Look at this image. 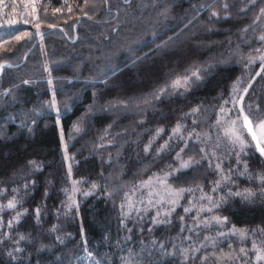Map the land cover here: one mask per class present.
<instances>
[{
    "label": "trees",
    "instance_id": "1",
    "mask_svg": "<svg viewBox=\"0 0 264 264\" xmlns=\"http://www.w3.org/2000/svg\"><path fill=\"white\" fill-rule=\"evenodd\" d=\"M32 7L22 0L19 21L10 16L11 25L0 24L1 34H17L32 27L26 20L39 22L43 36L29 29L0 61V264H208L213 254L230 252L236 253L231 264H254L253 242L264 249V186L257 178L264 156L251 144L240 152L219 143L224 136L217 119L241 76V88L248 89L245 114L254 124L264 120V67L248 62L249 51L264 47V0H36L33 13ZM238 50L247 58L231 63ZM196 69L202 79L189 90L169 89L160 99L148 94ZM197 106L199 112L186 115ZM178 122L183 140L172 135ZM182 148L180 158L193 156L195 163L176 172ZM217 163L230 182L212 193V182L222 176ZM164 172L174 188L196 191L186 192L175 213L156 224L152 210L125 215V193ZM199 188L214 198L229 189L257 195L230 196L220 209L201 213L227 216L225 226L192 228L196 210L185 214L183 208L199 201ZM70 196L78 207L68 211ZM12 199L16 208L8 209ZM17 212L23 213L18 220ZM233 225L247 230L243 238L231 232Z\"/></svg>",
    "mask_w": 264,
    "mask_h": 264
},
{
    "label": "snow or ice",
    "instance_id": "2",
    "mask_svg": "<svg viewBox=\"0 0 264 264\" xmlns=\"http://www.w3.org/2000/svg\"><path fill=\"white\" fill-rule=\"evenodd\" d=\"M227 8V5L224 6ZM261 15H264V8L260 10ZM213 16L217 15V13L213 12ZM26 23L28 22L27 20L25 21ZM13 23L12 21H9V24ZM35 27L37 28V31L35 33L36 36L43 38L42 33L39 31L40 24L39 22H36ZM28 35V33H18L14 34L11 31L6 32V36L11 39V40H16L19 41L23 38V36ZM261 41H264V36L260 37ZM7 40H4L3 38H0V43H7ZM259 51V50H257ZM259 59L260 61L264 62V54H261L257 57L249 56L248 57V62L252 63L254 60ZM3 65H0V70L3 69ZM262 67H264V63H262ZM202 79V72L200 69H196L195 71L185 72L181 74V76H178L175 80L172 81L170 85H165L161 88H159L158 92L153 93L151 95V99H160L161 95L165 94L169 89H178V88H183L185 91L189 90L192 86V84L200 81ZM51 82V81H49ZM24 83H28V81H24ZM235 91V87L233 89ZM244 92H247L248 89L245 88L243 89ZM144 100L145 104L150 103V100L147 97H142ZM243 100V97H239V100L236 99V97L232 98V103L236 104L240 101ZM229 101L225 100L224 104H227ZM55 101H53V104ZM199 106L196 108H193L190 113L186 115H195L197 112H199ZM224 107L223 105L220 106V113H224ZM239 118H242V127L247 130V133L251 136V140L255 142V147L258 150L260 156H264V120L258 121L254 127L253 121L249 118V115L245 114L244 108L241 107L239 109ZM196 121H193V124H195ZM217 123H219V119L217 120ZM232 127L226 130V134L230 136L231 144L233 146H239L240 152H244L245 149L249 146L248 141H246L243 137V135L238 132L235 128L236 121L231 122ZM184 125L181 123H177V125L172 129V135L173 136H178L181 140H183V136L181 134V130L183 129ZM78 130V128H77ZM163 131V129H158L157 130V135ZM195 132V129L192 130V132L188 133L189 139L193 136V133ZM197 138L199 139V134H196ZM171 139V137H170ZM168 146V141H165L164 145H161L160 149L158 151H163L164 148ZM145 151H148V147L146 146ZM184 149L182 148L180 150V153H177V159H180L181 153H183ZM203 151V149H201ZM237 156H239V153H237ZM195 162L192 161L191 159L189 160H183L180 159V168L175 169L174 171L178 172L180 169H187L188 167L192 166ZM216 170L222 174L220 180L213 181V187L211 189L212 193H216L218 190L221 189V185L224 181L230 182V177L227 175H223L224 170L221 168L220 163L216 164ZM245 171L247 172V164H245ZM169 172H164L163 175H153L149 177L148 181H141L140 185L138 188L141 189H147V198L145 199L143 196L141 197L140 200L133 202L131 200H127V204H122L121 205V210L123 212L125 206L128 208V212L125 213V215H131L133 211L136 212L137 215H141L143 213H147L149 210H152L155 212V216L152 218V223L156 224L157 222H160V218L163 216L164 218H170L173 213H175L177 207H180L181 200L184 198V194L186 192L192 193L196 190L191 189V188H174L168 181H169ZM243 175V173L241 174ZM261 183L262 186H264V174H260L257 177ZM76 184L82 183L81 181L75 182ZM96 185H92V189H95ZM157 189H160L158 191ZM202 195L199 197V201L207 200L208 204L205 206L202 203L193 202V199H190L188 201V206L183 208V211L185 214H188L193 211V209L196 210V216L192 217L193 220V225L192 228H209L213 225L215 226H225L228 222V217L227 216H220V215H210L207 217L202 218L201 213L203 212H208V213H213L215 210L220 209L222 204L227 203V198L230 196H238L242 197L245 200H249L257 195L256 192H254L252 189H244L242 191H236L233 193L231 189L224 194L220 195L216 198H214L213 195H209L207 193H204L203 188L198 189ZM73 192H79L81 189L74 187L72 189ZM83 194L85 196L90 195L91 191H84ZM260 194L264 195V187L261 188ZM125 196H128V193H125ZM68 203L65 205L66 209L68 211H71L72 207L75 205L78 207L74 199L70 196L68 198ZM17 205V201L15 199L9 200L7 204L8 209H15ZM36 216L37 220L39 219L40 216V208H37L36 210ZM23 213L17 212L15 214V219H19V217ZM185 217L181 216L180 220L184 221ZM170 222V220H169ZM12 221H9V227H11ZM192 228H189L188 230L191 232ZM130 231V230H129ZM181 231H184V227L182 226ZM246 229H237L234 225L231 229V232L233 234L239 232L240 236L243 238L246 233ZM221 236L224 235L223 232L219 233ZM24 237H21L23 239ZM231 247V246H229ZM85 252L89 258H91L92 253L88 251V249L85 247ZM190 252H195L198 251V249H191L189 250ZM247 251L244 248L240 249V252L244 254L245 257H247ZM252 251L256 253V259L257 261L264 260V249L258 248L256 243L253 242L252 245ZM186 258L190 259H195L194 256H189L188 253L185 254ZM9 256H12V253H9ZM203 260H207V257H203ZM125 264H129V262H125ZM245 264H247V260H245Z\"/></svg>",
    "mask_w": 264,
    "mask_h": 264
},
{
    "label": "rangeland",
    "instance_id": "3",
    "mask_svg": "<svg viewBox=\"0 0 264 264\" xmlns=\"http://www.w3.org/2000/svg\"><path fill=\"white\" fill-rule=\"evenodd\" d=\"M35 1L36 0H24V3H25V5L28 6V8L33 5V7L31 8V12L32 13L34 12ZM21 4H22V0H0V24L9 23V20H7V19L8 18L10 19V16L13 18L14 22L15 21L18 22L19 21V7H20ZM7 5H9V8H7ZM27 23L31 24L32 27H29V25L26 24L27 25L26 27H21L22 29L24 28L21 32L28 33L29 29H37L35 27L36 22L28 20ZM11 24H9V25H11ZM192 24L193 23L191 22V25ZM1 28L2 27H0V29ZM18 28H20V27H18ZM6 29L12 30V29H10V27L6 28ZM40 29H41V27H39V30ZM197 29L198 28H194L193 30L190 31L189 34H186L182 39L180 38L178 44H182L181 42L186 41L189 37H191L193 35V32L196 31ZM6 32H8V31H6ZM11 32L13 33V31H11ZM24 37H26V35L23 36V38ZM0 38H3L4 40L8 41L7 43H0V61H1L3 59L4 50L9 51V49L12 48V46L16 45V43H18L20 40L19 41L11 40V39H9L6 36V33L5 34H1L0 33ZM10 50H12V49H10ZM248 53H249L248 56L257 57V56H259L261 54H264V47L260 51H257V50L256 51H249ZM233 58L234 59L230 61L231 63H233V61L235 59H237L238 61H242V59L247 58V56L245 55L244 52H241L240 50H238L237 52H235V55L233 56ZM256 60L260 61L259 59H256ZM260 62L264 63L262 61H260ZM211 66L212 65L210 64L209 67H211ZM261 67H262V64H261ZM259 72H260V69H259ZM176 78H177V76L174 78V80ZM241 78H243V77L239 76L238 81L233 85L229 102L226 104L227 106H224V110H225L224 113H222V114L219 113L218 114L219 123H217V125H219L218 127H219L220 131H222V134L224 136L223 138H221L219 140V143H225V144H228L229 146L233 147V145L231 144L230 136L228 134H226V130L229 129L230 127H232L231 122L235 120L236 121V125H235L236 130L243 135L244 139L246 141H248L249 144H251L252 146L255 147V142L251 140V136L247 133V130L242 127V118H239V116H240L239 109L242 107L243 100L238 102V103H236V104L232 103V98L233 97H236V99L239 100V97L242 96L243 99H244V94L246 92L243 91L244 87L241 88V85H242V83L244 81V79L241 80ZM135 79H137V77ZM234 87H235V91H233ZM178 89L184 90L183 88H178ZM53 111L57 115V122H58V126H59L58 110H57V106H56L55 103L53 104ZM253 125L255 127L256 124L253 123ZM60 134H61V130H60ZM60 136H61V143H62V154H63V158H64V161H65V165H66V167L68 169V172H71V170L69 169L70 165H69V162H68V160H69V153L67 152L68 151V144H67L66 139L64 140V138L62 137V134ZM236 147L239 149V146H236ZM255 149H256V147H255ZM209 151H210V154L214 156L215 153H214L213 150H211V148H210ZM191 158L193 159V156ZM180 159H182V158H180ZM180 159H179V163H180ZM183 160H189V159H183ZM179 166H180V164H179ZM157 190L160 191V189H157ZM147 191H148L147 189H141V188H138V187L134 188V190H131V191L128 192V196L125 197V200H124L123 204L126 205L127 204V200H131L133 202H136V201L140 200L142 196L146 199L147 198ZM124 209H126V211L128 212L127 206H125ZM213 232L218 234V228L216 227L215 229H213ZM206 248H204L205 251H209L210 250L206 254H210L212 249L208 248V246ZM215 254H213L214 257L211 258L210 260L207 257V259L209 260V261L206 260L207 262H209L208 264H214V263H217V264H231L233 259L236 257V255H235L236 253L233 254L231 252L228 253V254H224V253H220V254H216V255ZM252 262L254 264H259V263L260 264H264V260L257 261L256 254H255Z\"/></svg>",
    "mask_w": 264,
    "mask_h": 264
},
{
    "label": "bare ground",
    "instance_id": "4",
    "mask_svg": "<svg viewBox=\"0 0 264 264\" xmlns=\"http://www.w3.org/2000/svg\"><path fill=\"white\" fill-rule=\"evenodd\" d=\"M164 45V44H163ZM171 74V73H170ZM141 80V79H140ZM136 81V80H135ZM133 82V81H132ZM134 83V82H133ZM138 83H140V82H138ZM130 84V83H129ZM163 84H164V82H163ZM134 85V84H133ZM132 86V85H131ZM159 86V85H158ZM157 86V87H158ZM132 89V88H131ZM157 89V88H156ZM134 90V89H133ZM132 92V91H131ZM134 92V91H133ZM143 92V91H142ZM153 92V91H152ZM152 92H149L148 94H150L151 93V95H152ZM140 93V92H139ZM140 95V94H139ZM133 96V95H132ZM145 97V96H144ZM138 98V97H137ZM141 99H142V97H140ZM141 101V100H140ZM163 108V107H162Z\"/></svg>",
    "mask_w": 264,
    "mask_h": 264
}]
</instances>
